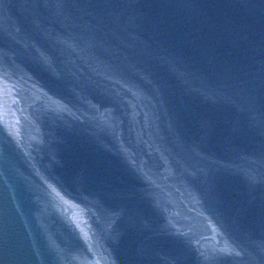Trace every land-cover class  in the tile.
Here are the masks:
<instances>
[{
    "label": "water",
    "instance_id": "1",
    "mask_svg": "<svg viewBox=\"0 0 264 264\" xmlns=\"http://www.w3.org/2000/svg\"><path fill=\"white\" fill-rule=\"evenodd\" d=\"M0 264H264V0H0Z\"/></svg>",
    "mask_w": 264,
    "mask_h": 264
}]
</instances>
